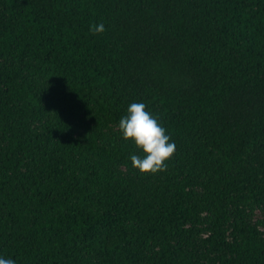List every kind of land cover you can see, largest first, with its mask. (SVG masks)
I'll list each match as a JSON object with an SVG mask.
<instances>
[{"label": "trees", "instance_id": "1", "mask_svg": "<svg viewBox=\"0 0 264 264\" xmlns=\"http://www.w3.org/2000/svg\"><path fill=\"white\" fill-rule=\"evenodd\" d=\"M137 102L176 145L165 171L132 167ZM256 206L264 0H0V257L264 264Z\"/></svg>", "mask_w": 264, "mask_h": 264}, {"label": "clouds", "instance_id": "2", "mask_svg": "<svg viewBox=\"0 0 264 264\" xmlns=\"http://www.w3.org/2000/svg\"><path fill=\"white\" fill-rule=\"evenodd\" d=\"M89 31L93 34L103 33L104 24L91 26ZM118 127L123 138L131 139L144 153L143 158L131 155L133 168L145 174H155L167 169L166 161L173 157L176 145L169 142L170 136L166 134L165 128L146 110L144 103H131L127 108V115L119 120ZM0 264H16V261L0 257Z\"/></svg>", "mask_w": 264, "mask_h": 264}, {"label": "rangeland", "instance_id": "3", "mask_svg": "<svg viewBox=\"0 0 264 264\" xmlns=\"http://www.w3.org/2000/svg\"><path fill=\"white\" fill-rule=\"evenodd\" d=\"M78 112L79 117L83 118L85 121L89 120L83 108H80ZM247 211V215L245 216L246 221L251 224H255L258 229L264 234V206H256L252 210ZM239 218L240 216L236 214L235 209H231L229 212V220L226 224L228 232L231 230L232 224L239 220Z\"/></svg>", "mask_w": 264, "mask_h": 264}]
</instances>
